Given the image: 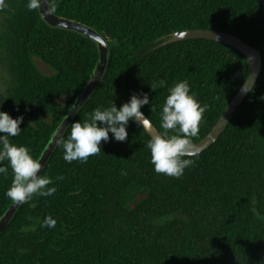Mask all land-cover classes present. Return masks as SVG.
Listing matches in <instances>:
<instances>
[{"label":"trees","instance_id":"16d2710c","mask_svg":"<svg viewBox=\"0 0 264 264\" xmlns=\"http://www.w3.org/2000/svg\"><path fill=\"white\" fill-rule=\"evenodd\" d=\"M0 9V66L9 82L0 111L23 116L19 136L37 159L88 81L96 46L45 25L27 0ZM54 14L85 24L109 44L102 80L74 120L97 107L119 108L147 94L141 108L158 132L168 88L187 80L207 110L197 143L215 125L249 75L238 51L209 40L167 43L177 31L226 32L258 49L261 69L252 90L218 140L194 155L179 178L156 174L150 139L129 121L124 142L101 141L87 163H66L56 147L42 173L57 188L20 205L0 233V264H264V14L257 0H55ZM34 60L51 70L44 75ZM160 81L164 87L160 88ZM151 85H156L152 91ZM68 96L63 105L54 100ZM67 129L63 138L70 133ZM171 135L172 133L169 132ZM0 174V216L12 181ZM57 177H63L57 180ZM46 216L52 229L41 227Z\"/></svg>","mask_w":264,"mask_h":264},{"label":"clouds","instance_id":"9594fccd","mask_svg":"<svg viewBox=\"0 0 264 264\" xmlns=\"http://www.w3.org/2000/svg\"><path fill=\"white\" fill-rule=\"evenodd\" d=\"M7 7L5 0H0V9ZM26 8L28 11L43 8L42 14L51 15L55 13L57 3L55 0H27ZM164 86V81H160L159 87ZM156 87L151 85L152 91H156ZM242 90L249 89L245 85ZM148 104L147 94H133L119 108L112 100L109 107L95 108L83 122L71 123L67 138L55 139V144L62 149V159L68 164L74 161L87 163L90 156L102 152L101 141L107 143L109 133L116 142L126 141L129 121L138 127H148L149 121L141 111ZM206 110L207 105H201L195 98L187 80L176 82L168 88V95L160 109V128L163 131L152 135L145 145L150 152L154 173L179 179L186 168L194 165L192 157L195 154L188 149L192 139L198 136ZM23 119L22 115L13 119L7 112L0 111V165L7 160L12 172L11 184L4 195L16 206L26 204L34 197L53 196L57 191L52 179L42 173L41 160L33 158L25 146L10 143V138L21 134ZM7 173L8 168L0 166V174ZM56 179L62 180L63 177ZM55 226L56 220L51 216H46L41 224V227L49 229Z\"/></svg>","mask_w":264,"mask_h":264},{"label":"water","instance_id":"95a60500","mask_svg":"<svg viewBox=\"0 0 264 264\" xmlns=\"http://www.w3.org/2000/svg\"><path fill=\"white\" fill-rule=\"evenodd\" d=\"M260 8L264 14V0H257ZM44 9L37 10L38 16L41 21L52 29H59L67 32H72L77 35H80L91 42L96 46L98 57L95 64V67L80 91V93L75 97L71 105L66 110L64 116L60 120L59 124L56 126L52 132L50 138L45 144L43 150L39 154L38 158L41 160L43 169L46 166L47 162L50 160L53 151L57 147L55 144V139L58 137H64L67 129L74 120L78 111L84 106L90 95L93 93L95 88L98 86L102 77L104 75L105 69L108 63V54H109V44L108 41L101 36L97 30L82 24L76 20L67 19L64 17L57 16L52 13L51 15L43 13ZM209 40L221 43L223 45L229 46L230 48L238 51L242 54L249 67V75L246 81L239 88L235 96L229 101L222 114L216 121L215 125L208 132V134L203 137L197 143H192L188 149L189 152L194 153L195 155L203 152L209 146L218 140L220 135L225 131L228 124L232 120L235 112L237 111L240 104L243 102L247 94L252 90L253 86L257 81V77L261 69V60L262 56L258 49L252 47L249 44L244 43L238 37L228 34L226 32L216 31V30H204V29H193V30H184L177 31L172 33L169 36L167 43L186 41V40ZM247 85L248 91H243L242 89ZM128 101L122 100L121 103H126ZM145 115V114H144ZM146 117V115H145ZM149 121V119L146 117ZM146 134L151 138L152 135L158 134V130L152 123L149 121L148 127H142ZM42 169V171H43ZM20 206H16L12 203L6 208L3 214L0 216V233L8 226L9 222L15 215L17 209Z\"/></svg>","mask_w":264,"mask_h":264},{"label":"rangeland","instance_id":"374dc122","mask_svg":"<svg viewBox=\"0 0 264 264\" xmlns=\"http://www.w3.org/2000/svg\"><path fill=\"white\" fill-rule=\"evenodd\" d=\"M34 63L37 69L44 75H50L52 73L48 67L41 64L38 60H34ZM8 82H9V78L6 72L0 66V95L5 93V90L8 86ZM67 100H68V96H60L54 100V103L57 105H63L66 103Z\"/></svg>","mask_w":264,"mask_h":264}]
</instances>
